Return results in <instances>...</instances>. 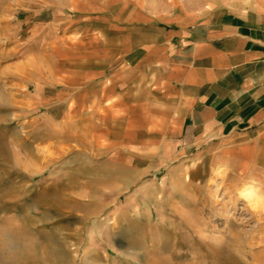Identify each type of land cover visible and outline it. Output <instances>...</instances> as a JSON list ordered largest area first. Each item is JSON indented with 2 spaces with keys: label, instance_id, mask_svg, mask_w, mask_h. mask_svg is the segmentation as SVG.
<instances>
[{
  "label": "rangeland",
  "instance_id": "374dc122",
  "mask_svg": "<svg viewBox=\"0 0 264 264\" xmlns=\"http://www.w3.org/2000/svg\"><path fill=\"white\" fill-rule=\"evenodd\" d=\"M130 3L0 0V264H264L256 184L66 100L86 66V9Z\"/></svg>",
  "mask_w": 264,
  "mask_h": 264
},
{
  "label": "crops",
  "instance_id": "0c3cea01",
  "mask_svg": "<svg viewBox=\"0 0 264 264\" xmlns=\"http://www.w3.org/2000/svg\"><path fill=\"white\" fill-rule=\"evenodd\" d=\"M147 1L86 9V66L66 100L113 108L182 164L226 166L264 193V0Z\"/></svg>",
  "mask_w": 264,
  "mask_h": 264
},
{
  "label": "bare ground",
  "instance_id": "6f19581e",
  "mask_svg": "<svg viewBox=\"0 0 264 264\" xmlns=\"http://www.w3.org/2000/svg\"><path fill=\"white\" fill-rule=\"evenodd\" d=\"M246 190H247L246 192L244 191V192H245V193H244L245 196H246V195H247V196H252V195H251V192H252L253 189H252V188H249V189H246Z\"/></svg>",
  "mask_w": 264,
  "mask_h": 264
}]
</instances>
